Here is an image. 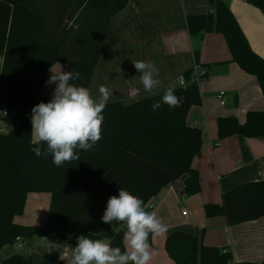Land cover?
<instances>
[{
  "label": "trees",
  "instance_id": "16d2710c",
  "mask_svg": "<svg viewBox=\"0 0 264 264\" xmlns=\"http://www.w3.org/2000/svg\"><path fill=\"white\" fill-rule=\"evenodd\" d=\"M17 1L13 0L11 21L8 3L0 34V106L14 109V113L2 117L11 129L0 132V251L5 245H15L16 238L22 242L31 239L35 228L18 224L13 218L23 213L29 192H48V214L45 225L40 228L47 239L74 247L79 235H89L91 239L103 236L124 252L122 226L114 228L115 222L108 225L100 221L108 197L116 195L119 187L140 198L143 206L162 187L183 175H187L184 193L193 195L200 191L198 173L191 164L201 150V130L186 123L189 108L201 103L199 86L191 80V70L183 72L185 85L173 87L180 105L169 108L165 104L155 113L150 111V105L165 89L132 102L109 100L103 110L101 139L96 146L80 151L78 161L56 167L51 163V156L44 154L46 146L42 142L33 148L31 108L41 101L47 102L43 83L54 62H65L66 71L79 72L80 79L74 83L88 88L102 37H97L95 49L89 51L23 50L16 34ZM246 1L264 15V0ZM207 2L206 12L186 15L188 34L197 38L208 32L221 34L231 54L230 61L255 76L264 94V58L250 48L223 0ZM126 3L123 0L120 6ZM193 54L198 62L199 52L195 50ZM207 74L203 70L200 80ZM216 127L219 139L232 135L262 138L264 110L246 111L243 122L234 116H219ZM38 152L41 154L37 155ZM203 210L208 218L224 216L229 225L264 217V178L233 186L222 193L220 203L206 202ZM98 229H103V233H98ZM151 239L152 235L150 244ZM164 249L174 264H264V259L234 262L227 249L204 245L201 233L180 229L168 232ZM0 264H32V259L15 253L8 258L0 257Z\"/></svg>",
  "mask_w": 264,
  "mask_h": 264
},
{
  "label": "crops",
  "instance_id": "0c3cea01",
  "mask_svg": "<svg viewBox=\"0 0 264 264\" xmlns=\"http://www.w3.org/2000/svg\"><path fill=\"white\" fill-rule=\"evenodd\" d=\"M4 1V4L0 2V34L8 3L9 19L14 18L13 0ZM223 1L236 18L250 48L264 58L263 13L246 0ZM122 2L18 0L15 19L19 22L16 31L19 43L23 50L80 52L95 49L97 37H102L88 87L93 98L99 95V86L104 85L110 89L109 100L132 102L169 86H178L177 77L192 70L194 65H198L201 71L207 70V77L210 75L215 85L200 80L201 103L191 106L186 115V123L201 130V150L191 164L198 173L200 191L193 195L184 193L187 175H183L149 199L148 203L155 204L153 209L147 210L143 206L147 211L155 212L167 226L165 233L152 235L150 245L157 255L150 264H174L164 249L165 237L173 229L201 233L204 245L227 249L234 262L263 260V216L229 225L224 216L208 218L203 210L206 202L220 203L222 193L233 186L264 178V137L232 135L219 139L216 127L219 116H235L243 122L246 111L264 110V94L255 76L230 61L231 54L221 34L208 32L202 38L188 34L186 15L206 12L207 0H127L124 6H120ZM110 12L113 13L111 16ZM195 50L199 52L198 62L194 58ZM139 60L150 61L157 69L155 78L160 84L152 93L144 92L138 82L139 73L132 62ZM60 66L66 71L65 62H54L47 70L42 89L47 102L55 84H45V81L51 75L50 69L56 72ZM165 72L168 73L163 76ZM222 90L225 94L221 105L217 93ZM32 142L35 145L39 142L33 132ZM49 204L48 192L26 195L23 213L14 216L13 220L35 230L30 240L21 241L19 249H24L22 253L13 248L15 245H5L0 251L1 258L20 253L30 256L32 264H71L72 252L65 254L63 251L67 244L47 239L40 230L45 225ZM186 204H190L191 209L182 215ZM114 224L115 228L121 227L117 222ZM97 232L102 234L103 229ZM99 239L105 238L101 236Z\"/></svg>",
  "mask_w": 264,
  "mask_h": 264
},
{
  "label": "clouds",
  "instance_id": "9594fccd",
  "mask_svg": "<svg viewBox=\"0 0 264 264\" xmlns=\"http://www.w3.org/2000/svg\"><path fill=\"white\" fill-rule=\"evenodd\" d=\"M139 73V84L144 92L152 93L160 81L156 79L157 69L150 61L132 62ZM45 84H55L48 102H39L31 108V132L46 147L44 154L51 156V163L61 167L65 162L78 161L80 151L92 150L101 139L103 110L109 102L110 89L99 86V95L92 97L88 88L74 83L80 79L77 71H65L62 66L53 72ZM181 103L175 89L167 87L158 100L150 105L155 113L162 105L169 108ZM0 114L6 115L5 112ZM41 153H37L40 155ZM100 221L122 225L125 251L113 247L109 239H91L89 235L76 237L71 247V264H150L157 255L149 243L150 235L159 236L167 226L155 212L143 207V201L131 195L123 187L117 194L109 196Z\"/></svg>",
  "mask_w": 264,
  "mask_h": 264
},
{
  "label": "built area",
  "instance_id": "2783aa9c",
  "mask_svg": "<svg viewBox=\"0 0 264 264\" xmlns=\"http://www.w3.org/2000/svg\"><path fill=\"white\" fill-rule=\"evenodd\" d=\"M240 1H242V0H240ZM202 71L199 69L198 65H194V67L191 70V74H190L191 80L198 84L200 82V74ZM177 83H178V86H184L185 85L186 82H185V78L183 75H179L177 77ZM224 94H225L224 91H219L217 93V98L219 99V102L221 105L224 104ZM0 112H5L7 115L8 113H14V109L8 108L6 106H0ZM3 116H5V115L0 114V132H3V131L8 132L11 129V125L2 119ZM4 127H5V130H2V128H4ZM154 207H155L154 203H147L145 205V208L147 210H151ZM181 214L186 215V210H182ZM15 247L18 249L21 248V241L19 238H16ZM63 251L65 254H67L70 251L72 252V249L69 245H65V247H63Z\"/></svg>",
  "mask_w": 264,
  "mask_h": 264
},
{
  "label": "rangeland",
  "instance_id": "374dc122",
  "mask_svg": "<svg viewBox=\"0 0 264 264\" xmlns=\"http://www.w3.org/2000/svg\"><path fill=\"white\" fill-rule=\"evenodd\" d=\"M173 70H176V69H173ZM167 73H168V72H165V73H164L165 75H163V76H166ZM171 74H172V72H171ZM204 80H206L207 82L211 83V85H215L214 82H213V80H212V77H210V75H208V77H205L204 79H202V81H204ZM202 81H201V82H202ZM222 91H223V90H222ZM234 117H235V116H234ZM235 118H236V117H235ZM236 119H237V118H236ZM237 120H238V119H237ZM2 130H5V127L2 128ZM3 132H4V131H3ZM184 209H185V210H190V209H191V205H190V204H186L185 207H184ZM114 226H117V225L114 224ZM114 228H115V227H114ZM8 246H9V245H8ZM8 246H7V247H8ZM12 247H13V246H12ZM13 248H14L17 252H19V251L21 252L22 250H24V249H17L15 246H14ZM21 253H22V252H21ZM2 255H3V256H6V255H5V252H2Z\"/></svg>",
  "mask_w": 264,
  "mask_h": 264
},
{
  "label": "water",
  "instance_id": "95a60500",
  "mask_svg": "<svg viewBox=\"0 0 264 264\" xmlns=\"http://www.w3.org/2000/svg\"><path fill=\"white\" fill-rule=\"evenodd\" d=\"M33 148H34V149L36 148V145H35V144H33Z\"/></svg>",
  "mask_w": 264,
  "mask_h": 264
}]
</instances>
